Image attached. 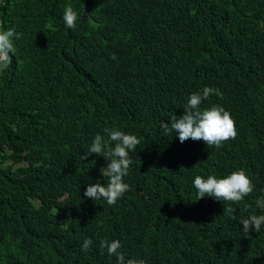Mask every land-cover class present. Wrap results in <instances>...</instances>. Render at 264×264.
<instances>
[{"label":"trees","instance_id":"obj_1","mask_svg":"<svg viewBox=\"0 0 264 264\" xmlns=\"http://www.w3.org/2000/svg\"><path fill=\"white\" fill-rule=\"evenodd\" d=\"M5 4L0 22L20 38L0 72V264H117L101 239L147 264H264V225L246 236L239 223L264 214L255 204L264 198V0ZM67 5L75 28L63 21ZM205 86L223 96L202 107L221 105L236 123L220 148L181 143L159 124ZM105 128L140 140L130 190L112 206L84 197L108 179L104 153L81 159L97 134L107 142ZM237 169L252 193L197 201L196 175Z\"/></svg>","mask_w":264,"mask_h":264},{"label":"clouds","instance_id":"obj_2","mask_svg":"<svg viewBox=\"0 0 264 264\" xmlns=\"http://www.w3.org/2000/svg\"><path fill=\"white\" fill-rule=\"evenodd\" d=\"M6 6L5 0H0V7ZM78 14L71 5L64 7L63 21L68 28H75ZM20 34L15 28L4 30L0 22V71L5 70L12 59L9 53L14 55L15 47L13 40L19 39ZM115 60V54L112 55ZM211 94L222 97L223 93L218 88L205 86L202 91L193 92L187 98L184 106V113L179 118L176 115L170 120H161L160 128L165 134L175 133L181 143L191 139L193 141H203L209 148H220L228 140L235 139L238 135L235 120L229 111L223 106L214 104L210 107H202L203 101L207 100ZM107 142L104 136L97 134L88 151L81 155L82 160H86L92 154L100 155L104 153V158L108 161L107 167L102 168L103 177L106 176V184L99 181L90 183L84 191V197L93 201L104 200L109 206L115 205L117 201L130 190V186L124 182V177L128 175L132 159L130 152H135L140 140L134 134L125 133L117 128H105ZM114 142V146H113ZM105 149L107 151L105 152ZM101 156V155H100ZM193 186L197 190V201L212 197L219 201L240 202L253 191L251 179L243 169H237L223 178H218L210 174L207 178L196 175ZM255 204L258 209L264 211V198H257ZM234 212L232 207L226 209ZM225 211V209H224ZM240 224L243 225V232L246 236L250 233H259L264 225V214L250 215L247 218L241 217ZM93 244L92 239H84L81 250L87 252ZM122 245L117 239L109 241L101 239L99 249L101 253L107 250L108 255L117 258V264H147L144 259L125 258V254L119 251Z\"/></svg>","mask_w":264,"mask_h":264},{"label":"water","instance_id":"obj_3","mask_svg":"<svg viewBox=\"0 0 264 264\" xmlns=\"http://www.w3.org/2000/svg\"><path fill=\"white\" fill-rule=\"evenodd\" d=\"M9 56H11V53H9ZM11 59H12V56H11ZM1 72V71H0Z\"/></svg>","mask_w":264,"mask_h":264}]
</instances>
